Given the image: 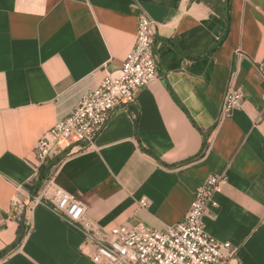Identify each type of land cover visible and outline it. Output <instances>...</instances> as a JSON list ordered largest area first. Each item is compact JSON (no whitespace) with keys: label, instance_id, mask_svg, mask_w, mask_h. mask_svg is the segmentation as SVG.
Segmentation results:
<instances>
[{"label":"crops","instance_id":"obj_1","mask_svg":"<svg viewBox=\"0 0 264 264\" xmlns=\"http://www.w3.org/2000/svg\"><path fill=\"white\" fill-rule=\"evenodd\" d=\"M229 2L227 20L204 0H0V252L24 223L0 264H94L82 228L34 202L47 185L81 201L108 240L117 226L181 221L210 175L226 181L206 232L236 249L232 264H264V0ZM141 14L155 25L156 80L111 114L93 147L58 163L56 150L36 190L37 141L122 66ZM230 83L243 107L220 120Z\"/></svg>","mask_w":264,"mask_h":264},{"label":"built area","instance_id":"obj_2","mask_svg":"<svg viewBox=\"0 0 264 264\" xmlns=\"http://www.w3.org/2000/svg\"><path fill=\"white\" fill-rule=\"evenodd\" d=\"M155 25L146 14L137 20V31L132 49L126 54L122 66L107 72L95 89L86 92L78 105L36 143L35 156L41 166L57 150H84L94 142L111 114L120 107L129 108L136 95L157 78V60L154 51ZM264 78V59L259 63ZM244 94L241 88L230 83L220 107L219 119L231 117L242 109ZM39 166V167H40ZM225 175H210L197 187L184 218L161 230L144 224L117 226L111 229L109 239L97 237V232L85 221V205L67 192L47 185L34 202L48 206L69 223L80 226L85 234L83 252L89 246L94 264H232L236 255L230 243L221 242L206 232L204 217L217 208L214 199ZM139 207L146 209L149 200L142 197ZM24 205L17 200L13 211L20 216Z\"/></svg>","mask_w":264,"mask_h":264},{"label":"trees","instance_id":"obj_3","mask_svg":"<svg viewBox=\"0 0 264 264\" xmlns=\"http://www.w3.org/2000/svg\"><path fill=\"white\" fill-rule=\"evenodd\" d=\"M207 4H209L215 11L216 13L220 14L221 16H225V18L227 20H229L230 18V14H229V0H224L223 2H220L222 5L221 10L217 9L216 3L218 2L215 0H204ZM129 109V108H128ZM131 114L132 111L130 109ZM133 119H134V123H136L137 117L136 115H132ZM67 153H70V150H65L64 152H62L58 157H56V159L54 160L53 158H49L46 160L45 163H43L40 167H39V172H38V177L37 180L35 182V184L33 185V187H36V190H38V188H40L43 180L48 179L49 178V171L52 168V166L55 163H58L60 160H62V156L66 155ZM68 155V154H67ZM54 160V162H52ZM28 190L31 191V188H28ZM35 194V193H34ZM24 236V223L23 220H20V224H19V228H18V232H17V237L16 240L14 241V243L9 246L8 248H6L4 251L0 252V259H2L3 257H5L10 251H12L23 239Z\"/></svg>","mask_w":264,"mask_h":264}]
</instances>
